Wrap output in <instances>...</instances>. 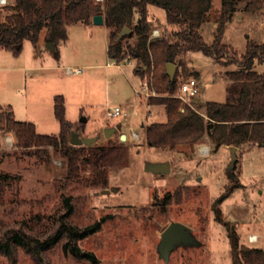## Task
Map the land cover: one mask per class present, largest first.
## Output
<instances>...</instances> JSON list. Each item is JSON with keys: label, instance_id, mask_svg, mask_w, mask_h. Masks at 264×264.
Masks as SVG:
<instances>
[{"label": "rangeland", "instance_id": "1", "mask_svg": "<svg viewBox=\"0 0 264 264\" xmlns=\"http://www.w3.org/2000/svg\"><path fill=\"white\" fill-rule=\"evenodd\" d=\"M211 5L199 29L206 45L214 40L220 0H211ZM243 6L239 3L222 37V43L230 45L239 56L249 43L264 44V9L246 13ZM147 12L161 36L173 33L175 29L166 23L162 8L148 5ZM7 14L0 8V22ZM44 32L40 33L37 49L27 40L18 55L0 48V113L11 111L15 120L33 123L38 134L57 136L60 127L52 109L54 97L63 95L66 119L78 130L75 132L80 137H97L86 147L121 144L127 147L128 164L107 171L105 188L92 187L94 176L86 161L79 160L76 177L70 178L67 161L57 152L49 148L42 159L34 157L29 153L34 148L18 147L14 132H7L4 121H0V173L18 177L0 190V232L11 228L44 231L62 212L64 198L70 197L75 210L70 217L72 224L90 225L106 217L100 231L77 242L82 251L94 255L95 264H164L156 248L170 222L190 227L202 245L179 247L171 253L168 264H234L228 239L231 230L239 246L264 250V146L237 147L232 173L227 170L231 160L228 146L215 150L207 137L193 146L177 145L173 150L149 146L145 127L165 122V110L147 104L150 96L141 89L147 77L133 74L134 60H124L119 67L109 58L108 29L93 22L69 26L66 40L58 45L60 61L46 47ZM41 51L45 53L42 59ZM174 64L178 81L191 76L199 81L200 94L192 98L191 106L197 108L198 103L208 100L225 102V73L233 71L234 66H221L200 52L184 54ZM41 65L44 68H33ZM51 66L61 67L47 68ZM66 67L80 68V73L66 74ZM253 71L264 74V63L255 64ZM149 86L148 82L150 93L155 92ZM115 106L126 110L125 120L107 118L108 107ZM81 118L86 121L81 122ZM125 123L132 130L123 128ZM116 124L121 130L106 139L105 130ZM132 132L136 138H130ZM120 134L126 136L125 142L119 140ZM199 146L209 147L208 154L198 155ZM160 161H169V174L147 171L148 163ZM231 186L235 187L233 191L218 203ZM103 189L110 193L102 194ZM249 235H256L257 242H249ZM0 264L90 263L75 260L56 246L40 261L20 249L12 261L0 253Z\"/></svg>", "mask_w": 264, "mask_h": 264}, {"label": "trees", "instance_id": "2", "mask_svg": "<svg viewBox=\"0 0 264 264\" xmlns=\"http://www.w3.org/2000/svg\"><path fill=\"white\" fill-rule=\"evenodd\" d=\"M239 3L244 4L246 13L264 9V0H220L214 40L211 45H206L199 29L212 7L211 0H14L0 7L9 12L0 22V48L18 55L23 41L27 40L37 49L40 33L44 30L43 41L54 44V57L57 59L58 45L66 40L67 28L76 23L89 25L93 16L101 15L103 25L108 29L109 58L115 65L124 60H134L133 74L142 78L146 76L150 89L158 95L150 96L147 104L164 107L166 121L145 127V141L149 146L173 150L177 145L193 146L207 137L215 150L221 146L260 147L264 146V74L256 73L253 68L255 64L264 63V44L249 43L239 56L230 45L222 43L226 25ZM148 5L165 11L166 23L175 29L171 35L163 34L155 41L149 40L154 23L149 18ZM125 27L129 32L119 37ZM129 39L134 41L133 44L127 42ZM190 52L209 56L221 66L235 67L225 73L228 79L225 102L208 100L197 104L203 116L188 108L182 111L180 100L172 97L178 91L177 75L170 79L165 72L166 63L174 64L179 57ZM53 110L60 127L57 136L38 134L33 123L15 120L11 111L1 112L0 121H4L3 127L7 132H14L18 147L34 148L29 151L34 157L42 159L44 154H49V148L57 152L67 161V176L70 178L76 177L78 162L83 159L94 176L90 186L105 188L107 171L111 167L128 164L127 147L121 144L72 146L70 134L78 130L66 119L63 95L54 97ZM16 180L18 177L0 173V190ZM233 188H227L218 203L227 198ZM74 212L70 197H65L62 212L44 231L33 228L3 230L0 232V253L12 261L20 249L40 261L45 252L60 246L75 260L83 259L95 264L94 255L82 251L77 242L100 231L106 217L90 225L76 226L70 222ZM228 239L234 264H264V250L239 246L233 230L228 231Z\"/></svg>", "mask_w": 264, "mask_h": 264}, {"label": "water", "instance_id": "3", "mask_svg": "<svg viewBox=\"0 0 264 264\" xmlns=\"http://www.w3.org/2000/svg\"><path fill=\"white\" fill-rule=\"evenodd\" d=\"M92 22L96 25H103V19L101 15H95L92 18ZM129 32L127 27L123 28L119 37H123L126 33ZM46 47L52 53L55 51V46L53 43H46ZM19 47H17L18 49ZM176 65L172 63H166L165 72L168 74L170 79L174 78V70ZM85 118H81V122H85ZM121 130V125L116 124L114 127H109L105 130V138L107 139L110 134ZM97 137L94 136L92 138L88 137H80L77 132H71L69 137V143L72 146H90L94 141H96ZM119 140L125 142V135L120 134ZM229 154L231 155L230 164L227 167L228 172L232 173V169L235 166L237 161V147L228 146ZM147 171L155 174H169L170 172V163L169 161H160L157 163H148L146 165ZM115 191L114 189H112ZM102 194H109V189H103L100 191ZM202 245L201 241L196 239L193 236L192 230L185 224L180 222H170L160 234L159 243L156 248V252L158 258L164 261V264H168L170 260V255L173 251L178 249L179 247L183 248H195L200 247Z\"/></svg>", "mask_w": 264, "mask_h": 264}, {"label": "built area", "instance_id": "4", "mask_svg": "<svg viewBox=\"0 0 264 264\" xmlns=\"http://www.w3.org/2000/svg\"><path fill=\"white\" fill-rule=\"evenodd\" d=\"M96 1L102 2L103 0H96ZM9 3H10L9 0H0V7H3ZM160 37H161V34H160L158 29L152 30L151 34L149 35V40L155 41V40H157V38H160ZM65 72H66V74L74 75V74L80 73V68L66 67ZM148 82H149L148 78H145V80L141 83V89H142L143 93L148 95V96H151V97L152 96H154V97L158 96L155 94V92L150 93V91L148 90ZM135 93L137 95L141 94V92L137 91V90H135ZM199 94H200L199 81L194 76H191V77H188L186 79L179 81L178 92H177V94L172 95V97L180 100L181 106H182V111H185V109L188 108L190 110H194L196 113L203 116V114L196 107L191 106V104H190V101L192 100V98L198 96ZM108 108L109 109H108L107 114H106L107 118L119 117L121 120L126 119L127 112L123 108H121L119 106H115L113 108L108 107ZM136 137H137V135L135 132H132L130 134V138H136ZM125 140H126V136H125ZM197 152H198V155L205 156L209 152V147L199 146L197 148ZM247 239L249 240V242L255 243V242H257L258 238L256 237V235H249Z\"/></svg>", "mask_w": 264, "mask_h": 264}, {"label": "crops", "instance_id": "5", "mask_svg": "<svg viewBox=\"0 0 264 264\" xmlns=\"http://www.w3.org/2000/svg\"><path fill=\"white\" fill-rule=\"evenodd\" d=\"M236 18L237 19H240L241 18V15H236ZM157 23H160L159 22V20H157ZM103 27H104V25H102ZM156 29H158L159 30V32H160V34H161V31H160V28L159 27H157L156 26V28H154V30H156ZM44 52H40V54H39V57H40V59H42L43 58V56H44ZM39 59V60H40ZM58 61H60V57H59V54H58ZM117 66H119L120 67V65H117ZM58 68H60L61 66H57ZM56 66H51V67H47V68H51V69H55V68H57ZM23 68H25V67H23ZM23 68H22V70H23ZM34 69H40V68H44V66L43 65H41L40 67L39 66H35V67H33ZM160 106V105H159ZM162 107V106H161ZM164 108V107H163ZM53 110V109H52ZM54 111V110H53ZM53 114H54V112H53ZM55 118V117H54ZM125 126L127 127L128 126V128H130V129H132L131 127H130V124H124L123 125V128H125ZM34 127H35V125H34ZM36 131H37V127H36ZM228 148V147H227Z\"/></svg>", "mask_w": 264, "mask_h": 264}, {"label": "bare ground", "instance_id": "6", "mask_svg": "<svg viewBox=\"0 0 264 264\" xmlns=\"http://www.w3.org/2000/svg\"><path fill=\"white\" fill-rule=\"evenodd\" d=\"M9 138H11V137H9Z\"/></svg>", "mask_w": 264, "mask_h": 264}]
</instances>
